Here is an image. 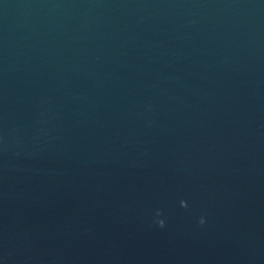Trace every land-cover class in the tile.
Returning <instances> with one entry per match:
<instances>
[{"label":"water","instance_id":"1","mask_svg":"<svg viewBox=\"0 0 264 264\" xmlns=\"http://www.w3.org/2000/svg\"><path fill=\"white\" fill-rule=\"evenodd\" d=\"M0 264H264V0H0Z\"/></svg>","mask_w":264,"mask_h":264},{"label":"clouds","instance_id":"2","mask_svg":"<svg viewBox=\"0 0 264 264\" xmlns=\"http://www.w3.org/2000/svg\"><path fill=\"white\" fill-rule=\"evenodd\" d=\"M181 204H182V206H186L185 202H183V201L181 202ZM200 223H201V224L204 223V219H203V218H201ZM158 224H159L161 227H163V226H164V221H163V220H159V221H158Z\"/></svg>","mask_w":264,"mask_h":264}]
</instances>
